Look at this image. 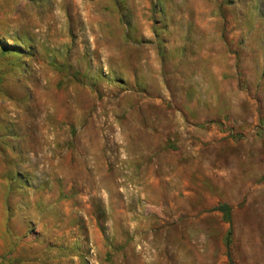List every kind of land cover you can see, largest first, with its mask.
<instances>
[{"label":"rangeland","instance_id":"obj_1","mask_svg":"<svg viewBox=\"0 0 264 264\" xmlns=\"http://www.w3.org/2000/svg\"><path fill=\"white\" fill-rule=\"evenodd\" d=\"M0 264H264V0H0Z\"/></svg>","mask_w":264,"mask_h":264}]
</instances>
